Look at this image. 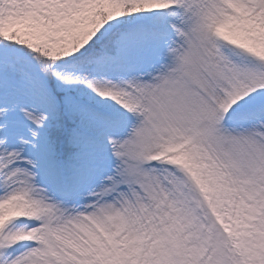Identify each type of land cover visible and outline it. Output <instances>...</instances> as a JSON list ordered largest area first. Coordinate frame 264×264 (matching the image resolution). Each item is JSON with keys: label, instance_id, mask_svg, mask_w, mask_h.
Wrapping results in <instances>:
<instances>
[{"label": "snow or ice", "instance_id": "1", "mask_svg": "<svg viewBox=\"0 0 264 264\" xmlns=\"http://www.w3.org/2000/svg\"><path fill=\"white\" fill-rule=\"evenodd\" d=\"M0 264H264V0H0Z\"/></svg>", "mask_w": 264, "mask_h": 264}]
</instances>
